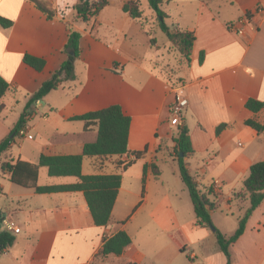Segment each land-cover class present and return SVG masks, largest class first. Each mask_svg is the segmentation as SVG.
Wrapping results in <instances>:
<instances>
[{
    "label": "crops",
    "instance_id": "obj_1",
    "mask_svg": "<svg viewBox=\"0 0 264 264\" xmlns=\"http://www.w3.org/2000/svg\"><path fill=\"white\" fill-rule=\"evenodd\" d=\"M124 1L109 0L95 20L74 25L82 35L74 79L31 106L21 128L25 135L17 134L0 157V233L14 238L0 253V264H183L185 255L227 264L220 251L212 254L214 231L196 224L177 161L165 156L164 144L172 139L175 146L176 134L186 128L193 154L185 162L198 188L213 189L217 212L240 216L232 194L241 189L250 166L264 161V133L244 125L264 123V109L252 113L244 107L248 99L264 104V0H163L170 26L195 38L188 67L174 87L152 67L157 45L144 42L142 52L135 49L130 33L137 21L122 12ZM43 2L55 11L53 19L28 0H0V17L12 22L0 28V77L9 85L0 100V141L14 129L29 97L66 59L65 21L77 0ZM246 14L241 35L227 29ZM24 55L44 60L42 71L24 64ZM176 97L187 100L180 121L171 115ZM112 105L130 118V153L84 157L81 167L85 176H121L107 226H95L82 192L38 194L12 184L1 171L6 162L34 164L41 155L81 154L96 140L97 128L86 130L84 122L71 119ZM220 124L227 127L216 135ZM168 160L172 182L158 165ZM46 176L47 169L39 168L38 186L78 183L75 177ZM220 185L228 187L225 194ZM2 219L19 232L7 231ZM259 228H264V202L232 245L237 257L232 264H264V254L255 253L257 245L264 247ZM120 231L130 237V246L120 256L99 257L104 239Z\"/></svg>",
    "mask_w": 264,
    "mask_h": 264
},
{
    "label": "trees",
    "instance_id": "obj_2",
    "mask_svg": "<svg viewBox=\"0 0 264 264\" xmlns=\"http://www.w3.org/2000/svg\"><path fill=\"white\" fill-rule=\"evenodd\" d=\"M34 4L35 8L46 16L48 20L56 16L55 11L50 10L44 2L40 0H28ZM148 6L155 14L158 26L171 43L176 44L184 54L188 63L190 62L194 34L192 32L180 31L172 33L165 23L166 14L161 7L163 0H147ZM109 5V0H77L73 6L74 14L66 19L65 25L68 31L67 42L63 48L66 59L59 69L51 74L50 78L43 82L38 90L33 93L25 106L17 124L10 135L0 141V157L9 150L13 138L25 123V117L29 114L32 105L43 100L49 93L57 90L60 84L74 79V62L80 54L81 33L74 28L76 23H89L95 20L97 15ZM123 13L132 20L141 22L143 18L139 1L126 0L121 5ZM249 17V14H246ZM12 22L0 17V28L8 29ZM148 34V33H146ZM154 44V39L149 40ZM72 52L73 55H69ZM202 55H200V62ZM24 64L40 72L44 68L45 62L42 59L24 55ZM9 90V85L0 77V100ZM245 109L252 113H259L264 109V104L254 99H248L244 105ZM71 121L84 122V129L96 126L97 137L93 143L83 146L79 155L68 156H45L41 155L37 163L31 164L17 161L15 163L6 162L1 165V171L9 174V181L21 188L32 189L38 194L82 192L86 204L89 208L93 223L98 227H105L111 220L112 208L116 200L118 189L121 183L120 175H82L81 167L84 157L109 158L129 154L127 147L128 134L130 128V118L123 114L118 105H112L102 110L89 112L71 119ZM245 126L250 127L256 133H264V123L255 120H247ZM226 124H220L216 128V135H219ZM175 146L176 161L180 178L185 185L196 217V224L199 227H214L211 214L217 210L212 197H215L213 189L207 187L201 191L198 188L193 176L187 169L185 159L193 154L188 131L182 128L177 138L173 140ZM135 159L141 158L142 153H135ZM131 164L127 165L128 167ZM44 167L50 177H75L78 183L72 185H60L50 187L38 186V170ZM154 168V167H153ZM240 212L237 218V227L231 236H225L215 229V238L219 251L225 256L227 264H232L231 247L245 231L246 223L254 211L264 202V161L253 163L249 168V175L244 180L240 190L233 192L232 200ZM14 238L6 232L0 233V253L11 246ZM131 239L124 232L120 231L109 239H104L99 257L109 255L120 256L124 250L130 246Z\"/></svg>",
    "mask_w": 264,
    "mask_h": 264
},
{
    "label": "rangeland",
    "instance_id": "obj_3",
    "mask_svg": "<svg viewBox=\"0 0 264 264\" xmlns=\"http://www.w3.org/2000/svg\"><path fill=\"white\" fill-rule=\"evenodd\" d=\"M43 2V0H40ZM98 1V0H96ZM133 1H139L140 4V9L142 10L143 13V18L141 22H134L132 24V30H131V37L132 41L135 45V49L139 52L143 51V45L144 42L146 44H149L150 39H154V44L152 46L157 45L158 47V52L155 54V56L152 58V67L154 70L160 74L166 81L171 84L173 87L176 86V83L181 80V72H183L187 67H188V61L186 60L184 54L181 52L180 48L174 44L171 43L166 35L161 32L158 26V21L155 16V14L151 11V9L148 6L147 0H133ZM163 9V8H161ZM166 25L168 26L169 30L172 33H177L180 32L176 29H173L170 24L171 21L166 19L165 20ZM146 36H145V34ZM137 56L140 53H135ZM177 133L176 135H178ZM172 139H169L167 141L166 147L167 150L165 151V156L168 158H174L176 159V154H175V148L172 146L171 143ZM160 166L161 170L164 171V177L166 180H169V182H172V174H171V165L173 163L168 160L167 163L164 161H160L158 163ZM48 177V176H46ZM1 180V177H0ZM43 181V178L41 179ZM209 183V182H207ZM212 184V181H210ZM221 186V185H220ZM207 187H203L201 189L204 190ZM222 191L224 194L228 191V187H225V185L221 186ZM239 208V206H237ZM232 212H226L224 209H221V211L217 212L215 214L214 218V230L217 229L219 230L222 234L226 236H231L234 231L236 230L237 227V222H236V216H238V213H235V216L232 215ZM258 231L261 233L259 239L261 242H264V228H259ZM256 236V234H255ZM257 241V237H256ZM258 242V241H257ZM264 244V243H263ZM215 251H219L217 243L214 241L213 245V251L212 254ZM255 253L257 256H263L264 254V247L257 245ZM206 255V254H205ZM240 257H243L242 255ZM183 264H206L208 260L205 261L204 256H198L197 259L191 260L189 259L188 255H185L183 258ZM231 259L232 263L237 261V257L233 255L231 252ZM214 259H212V262ZM215 264H219L218 261L215 262Z\"/></svg>",
    "mask_w": 264,
    "mask_h": 264
},
{
    "label": "built area",
    "instance_id": "obj_4",
    "mask_svg": "<svg viewBox=\"0 0 264 264\" xmlns=\"http://www.w3.org/2000/svg\"><path fill=\"white\" fill-rule=\"evenodd\" d=\"M246 24H248V17L247 16L245 18L239 20L236 23L228 24L227 29L230 32H233L237 35H241L243 33V27ZM186 105H187L186 99H183L181 97H176V99H175V101L171 107V115L174 117V119L180 121V117H181ZM24 135H25L24 129L19 130L18 136L23 137ZM28 138L31 139V136H28ZM0 217H1V213H0ZM1 223L7 231H14L15 233L19 232L18 229H13L4 219L1 220Z\"/></svg>",
    "mask_w": 264,
    "mask_h": 264
},
{
    "label": "water",
    "instance_id": "obj_5",
    "mask_svg": "<svg viewBox=\"0 0 264 264\" xmlns=\"http://www.w3.org/2000/svg\"><path fill=\"white\" fill-rule=\"evenodd\" d=\"M69 55H73V53L70 52ZM210 229H211L212 231H214V228H213V227H210Z\"/></svg>",
    "mask_w": 264,
    "mask_h": 264
}]
</instances>
